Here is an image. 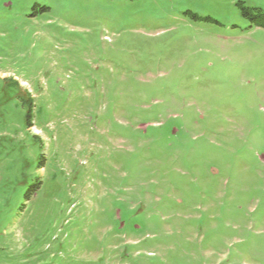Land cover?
Segmentation results:
<instances>
[{
    "label": "rangeland",
    "instance_id": "1",
    "mask_svg": "<svg viewBox=\"0 0 264 264\" xmlns=\"http://www.w3.org/2000/svg\"><path fill=\"white\" fill-rule=\"evenodd\" d=\"M0 264H264V0H0Z\"/></svg>",
    "mask_w": 264,
    "mask_h": 264
},
{
    "label": "trees",
    "instance_id": "2",
    "mask_svg": "<svg viewBox=\"0 0 264 264\" xmlns=\"http://www.w3.org/2000/svg\"><path fill=\"white\" fill-rule=\"evenodd\" d=\"M258 24H263V23L260 22V21H258ZM31 122H32V116L29 115V116H28V124H31Z\"/></svg>",
    "mask_w": 264,
    "mask_h": 264
}]
</instances>
